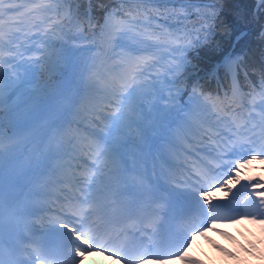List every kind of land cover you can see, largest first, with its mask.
I'll return each mask as SVG.
<instances>
[{"label": "snow or ice", "instance_id": "snow-or-ice-1", "mask_svg": "<svg viewBox=\"0 0 264 264\" xmlns=\"http://www.w3.org/2000/svg\"><path fill=\"white\" fill-rule=\"evenodd\" d=\"M59 2L60 0H56V3L52 4L40 0L34 11L47 13L58 9ZM64 2L66 3L67 0ZM128 2L129 0H121L122 5ZM168 2L170 0H135V8L123 13L113 11L105 18L99 29L97 54L91 57V64L85 62L82 70L81 82L86 84L87 89L96 93L95 103L81 108L77 106L83 105L85 98L66 96L61 121L54 122L49 129L52 132V141L57 147L71 146L66 148V152L72 153V159L76 158L75 153L83 152L92 162L83 167L79 175L73 173L75 181L73 187L79 195L73 193L71 196H65L67 204L61 207L64 219L53 221L54 224H58V228L50 227L48 229L50 235L47 239L33 240L24 248L20 247L26 239L21 221L23 210L13 207L12 202H9L6 208L3 200L5 134L0 132V264H80V260L93 251L103 252L114 259H119L121 264H148L149 259L165 264V260L169 258L179 256L183 259L196 235H203L204 231L208 230L210 221L223 218L219 215V210L230 206L213 205L209 192L202 186V182L211 179L210 173L215 171V166L209 161L195 172L192 191L181 194L189 201V206L177 213L179 218L185 221L175 232L174 243L178 245L177 251H163L164 248L171 246L166 232H162L167 224L163 219V216L167 215L166 212H162L164 205H160L161 212H157L155 218L149 220L148 226L152 231L146 237L149 242L147 245L144 244L143 239H135V234L118 226L114 218L117 211L115 196L110 202H106L108 201L106 177L119 180L108 163L117 151L113 147L115 141L112 138L126 126L127 121L132 120L133 114L144 110L145 102L150 101L152 97L167 99L171 103V107L164 109L153 103L148 104L150 108H155L161 113L152 125L151 130L156 135L150 145L160 153L161 157L169 146H174V138L178 132H183L184 128L196 124L199 131L215 145L214 148L209 149V155L213 152L221 153L215 157L219 160H223L227 154L236 158L230 162L229 172L226 173L229 179L224 181L221 190L233 179L239 183L240 169L251 164L257 157L264 158V108L258 114L259 120L256 123H252L254 118L251 113L246 118L234 114L226 119L221 115L226 109L235 113L237 107H245L238 87L237 77L240 71L238 60L230 58L226 66V71L232 78L231 97L227 92L224 94V99L218 94L216 96L211 93L206 94L198 84L192 87L190 93H185L188 100L183 103H180L182 99L180 88H175V94L169 90L167 97L162 95L163 88L160 86L183 82V76L190 67L186 55L189 49L200 44L202 40L207 41L211 38L214 31L213 24L219 15L217 5L220 0H210L202 8L197 9L198 20L193 25L194 40L193 32L176 36L159 27L149 30L152 28L151 21L156 18L158 12L153 6ZM259 6L264 8V0H259ZM15 11H18V7L13 0H0V72L6 62L3 59L5 41L7 39L10 43L12 38L11 31L6 33L4 30V17ZM68 23H71L70 17ZM47 31L45 30L46 35ZM52 32L55 34L54 28ZM80 39L88 38L81 36ZM129 40L134 46L128 44ZM44 43L48 47H54L49 40H45ZM93 46L95 47V43ZM117 48L127 50L116 53ZM86 50L92 51L91 48ZM97 59L105 62L106 69L103 74L96 70ZM108 61L111 63H107ZM22 83L23 78L19 76L15 79L9 78L7 85L9 99L16 94ZM3 91L4 85L0 84V105L4 102ZM260 94L264 96V89ZM234 105L236 107H233ZM82 111L88 115H82ZM106 112L109 114H105ZM81 120H86L90 125L85 129L87 135H80ZM105 121H110V124H106ZM92 125L97 126L99 131L91 127ZM244 156L250 158L243 159ZM67 166L71 167L70 164ZM232 171L237 173L234 177L231 175ZM141 186L144 187L143 181ZM257 186L264 187V185H253V187ZM163 190L167 191V189ZM228 191H231V188ZM257 195L264 197V192ZM141 198L165 200L164 197H156L154 190L149 187L144 188ZM250 203L254 202L250 201ZM261 203H264V200ZM205 204L209 205L207 210L204 209ZM230 210L236 211V209ZM65 212L68 214L65 215ZM247 214L246 211L245 215ZM260 214L264 215V212ZM201 216L203 218L199 219L198 217ZM129 235L134 238L128 239ZM150 248L156 251H152L149 255ZM20 253H23L24 259L21 258ZM192 264L197 262L193 261Z\"/></svg>", "mask_w": 264, "mask_h": 264}, {"label": "rangeland", "instance_id": "rangeland-1", "mask_svg": "<svg viewBox=\"0 0 264 264\" xmlns=\"http://www.w3.org/2000/svg\"><path fill=\"white\" fill-rule=\"evenodd\" d=\"M62 1L63 0H60V2ZM13 2L16 4L15 0H13ZM38 3H40V0H26L27 13L33 12L34 14L28 15L29 21L27 20V23L25 25L27 27L30 25L27 30L34 28V31H27L26 33H22L18 29H15L12 32V34H18L17 39H20L22 36L21 40H19V47L17 48L15 44H13V47H15L16 53L18 52L23 56L15 54V70L12 71L11 74L6 75V80L3 79L2 72H0V84L4 85L3 95H6L7 100L5 101V111H3L0 115L11 113L12 116L17 117L20 120H24V122H26V124L29 126V129L24 131L21 136L13 138L11 141L3 142V147L5 148L4 154L6 153L5 151L7 149H10L12 146H27V141H29V139H32V136H34L32 132H37L39 129H42L41 127L44 126V122L47 120V118H50V125L48 128L49 130L50 126L53 124V121L63 116L64 105L66 104L65 97L69 95L74 96V94L68 90H65L63 93L62 86L55 87V85V88H53L54 91L49 93V89L51 88L52 83L46 80V82L41 81L40 83V76L46 68L45 65L48 64V61L44 63L46 56L50 52H54V55L52 56L56 58L58 56V51L61 48L59 46H55V41L58 40L60 34L56 31L55 32L57 34L51 33L50 29L52 26V22L50 21L49 25H42L41 21L43 20V17L41 13L34 11ZM61 13L64 17H68V8L65 7ZM9 18V22L13 23L16 19V16H10ZM45 30H48L47 35L45 34ZM5 32L8 33L7 31ZM45 40L51 41L54 47H48V45L44 43ZM7 41L8 40L6 39V42ZM128 44L130 46H133V42L131 40L128 41ZM74 45H76V43H74ZM4 48L6 47L4 46ZM32 48L36 50V53L34 52L31 57L26 56V54L29 53ZM26 49L31 50L28 51ZM120 52H122L121 49H116V53ZM7 54L8 51L4 49V61H6ZM37 61H40V63H36ZM5 64L6 62L3 64V67ZM52 68L54 69V66ZM201 71L202 70L199 71L198 69H191L183 76L182 83L189 84L190 82L193 83L195 81H200L202 76H204L205 74V72ZM211 75V79H214L216 74L211 73ZM17 76L23 78L22 86L19 87L16 90V94L13 95L11 99H9V88L5 84L8 83L10 77L15 79ZM64 79L65 76L63 78V83H65ZM24 83H30V85L33 87H40V85L45 84L50 87L48 88V92H37L35 100L28 102L24 99L25 95L22 91ZM160 87L163 88L162 95L164 97H167L169 95L168 89H171V87L168 88L166 85ZM88 93L90 94L89 98L93 99L95 103L96 93ZM172 93L175 94V90H172ZM229 93V97H231V91ZM40 94H43L41 98L39 97ZM211 94L213 96H216L218 94L221 99L224 98V95H220L217 91H214ZM258 94L259 92H257L256 90L250 92L240 90V95L243 98V104L245 105V107H242L245 108V117H248V110H250V107L258 105L262 101V97L258 96ZM187 100L188 98L182 97L180 103L186 102ZM90 103H93V101L85 102V105L82 107H86ZM149 103L156 104L160 109L171 107V103L169 100L160 99L159 97H152L150 101H146L144 110L142 112L133 114L132 120L127 121L126 126L122 127L119 132L114 134L112 139L115 141L113 147L117 150L114 153L116 156L123 157L125 154L119 152H124L126 153V156H128L131 160L136 159L133 157L140 154L144 150L145 146H148L149 140H151L156 135L155 132L151 129L152 125L156 122L161 113H158L155 108H150L148 106ZM51 106H54V109H50ZM261 108H264V103H262L261 105L259 104L256 108L252 123L258 122V114L261 113ZM105 114L109 113L106 112ZM230 114L227 112L221 113V115L226 119L230 117ZM82 115L86 116L87 114L86 112L82 111ZM181 115H183V113H181ZM80 123V135H87L85 129L90 125H88L86 120H81ZM105 123L110 124V121H105ZM73 127L75 126L73 125ZM91 127H94L97 131H99V128L97 126L92 125ZM52 131H54V129ZM184 132H187L188 134L192 132L194 136L199 137V141H197L198 150L207 154L209 153V149L213 148L212 146L214 144L212 143V141L208 140L207 136H204L203 133L199 131L196 124H193V126H191L190 128H184ZM180 133L182 134V132ZM41 137L42 136H39V139L35 142V144L31 145V149L36 146ZM50 137H52V135ZM18 138H20L19 141H17ZM195 138L196 137H194V139ZM50 140H52V138H50ZM125 141L129 142L128 146L124 144ZM188 151H190V149H188ZM79 157L81 156L79 155ZM85 158L86 159H84V165L82 166L78 164V167H85L91 164V158L87 155L85 156ZM258 160H261L262 162H260L259 165H254ZM110 162L112 163V159L108 162L109 167H111ZM198 167L199 166H196L195 170L193 167H191V170L189 171L190 174L194 176L193 180L189 178L192 186L194 184L193 182H195V172L197 171ZM158 169L162 174L165 172L166 168L158 166ZM179 171L180 169L178 168L174 171V173H178ZM152 173L153 167L151 165L147 170L145 179ZM239 173L243 176L240 181H244L246 177L250 175L253 178V180L249 179L250 182H256V185H259L258 181L255 180V178H258L262 181L261 185H264V158L257 157V159L253 160L251 164L240 169ZM236 174L237 173L235 171L231 172V175L233 177ZM76 175H79V173L77 174L76 172ZM173 179L179 182H184V180L179 176H173ZM227 179H229L228 175L221 181L216 182L217 184H211L206 188V190L209 192L212 204H214L215 200L229 201V196L231 195L232 189L234 185L237 184V182L233 179L231 183L227 184L223 188V190H221V186ZM144 183L146 184V180ZM215 186L217 187L215 188ZM229 188H231V191H228ZM248 190L249 191L244 195L242 201L239 204V209L243 210L244 214L228 218L225 223L219 220L212 221V227H210V229L204 231L203 235H196L195 239L192 240L191 245L187 248V252L184 255L183 259L176 257L174 258L175 261L168 264H192L193 261L197 262V264H256L257 261L261 263L264 262V215L260 214V212H264V203H261V201L264 200V197L257 195V193L264 192V187H248ZM245 197H247V199H245ZM200 198L203 199V197ZM250 201L254 203H250ZM206 206L209 207V205L207 204ZM246 211L248 213L247 215H245ZM231 220L233 222H230ZM188 253H191V255ZM165 264H167V262H165Z\"/></svg>", "mask_w": 264, "mask_h": 264}, {"label": "trees", "instance_id": "trees-1", "mask_svg": "<svg viewBox=\"0 0 264 264\" xmlns=\"http://www.w3.org/2000/svg\"><path fill=\"white\" fill-rule=\"evenodd\" d=\"M209 2L210 0H176L163 5H154L153 7L158 9V12L156 18L151 21L152 28L149 30L152 31L159 27L176 36H182L185 32H193L194 40L193 25L198 20L197 9ZM67 5L70 8L71 23H68V19H62L59 13L57 20L58 25H66L67 44L70 46L73 45L71 42L76 43L75 40L81 36L88 39L92 37L93 34L86 25L89 13H91L95 29L99 31L106 14L113 11L127 12L136 6L135 2L130 1L122 5L121 0H68L60 4L58 11ZM217 10L219 15L213 24L214 31L211 38L207 41L202 40L186 54L190 61L187 72L191 69L206 72L216 66L225 54L232 51L243 57L239 77L244 80L248 77L256 85L261 83L264 89V35H262L264 34V8L259 6L258 0H220ZM244 31V35L236 40L237 36ZM70 61L71 58H65L60 64L63 74L69 70ZM220 77L225 88H228L229 75L221 71ZM200 82L211 89L215 86L216 80L202 77ZM242 86L248 87L244 84Z\"/></svg>", "mask_w": 264, "mask_h": 264}, {"label": "bare ground", "instance_id": "bare-ground-1", "mask_svg": "<svg viewBox=\"0 0 264 264\" xmlns=\"http://www.w3.org/2000/svg\"><path fill=\"white\" fill-rule=\"evenodd\" d=\"M49 119L50 118H47V120L44 122V126L41 127L42 129L38 130L41 132L40 134L43 136H45L47 134V132L49 131L48 130L49 125H50ZM28 129H29V126L25 122L20 120L19 118L13 117L12 115H8V114L0 115V132H3L5 134L4 140H8L9 137H12L15 134H17V136H20V134L24 130H28ZM40 134H38V135L41 136ZM35 140H37V138L33 139L32 141H35ZM173 149L174 148H172L168 152H171ZM28 150H29V147L26 145H24L23 147L16 145L12 151H8L4 155V159H3V200L5 202V205L9 201L16 199L18 196H20L23 193V189L26 186L28 187V184L30 183L31 180L35 179V178L33 179V175H35V177H36V174H37L36 168L39 165V161L38 160L35 161V160H36V158L40 157L43 149L38 147V149L36 151V155L34 156V158L32 160V162H34V161L35 162L31 165V167L28 170L21 169L20 166H22V164H21L20 160H22L24 157H26V153ZM176 155L177 154L175 153L174 156H176ZM168 157H169L168 164L175 166L177 164L176 163L177 160H175L173 158V156H171V155H169ZM57 164L58 165L60 164V160L58 161ZM121 165H122V163H120V161H116V169L111 168L112 171L118 177L120 174ZM111 167H113V165ZM141 170H142V167H140L138 172H140ZM239 176H240V179L243 177L242 174H240V173H239ZM157 178H159V176H157V174H155L154 179H152L153 183L157 182L156 181V180H158ZM115 180L116 179H109L107 177L105 179V183L108 184V187L109 188L112 187L111 190L108 189V191H107L108 201H106V202H110V200H111L110 194L113 196V193H115L117 190V186H116L117 180H116V182H115ZM114 182H115V184H114ZM162 183H163L162 184L163 186L166 184L165 187L171 193L172 197H175L177 194L182 193V190H178L176 188H173L170 185H168L167 183H165L164 181ZM49 189H52L53 193H54V191H56L55 186H53ZM49 189L47 190V192H49ZM183 193H190V191H185ZM197 198L202 200V198H200V197H197ZM169 205H171V204H168L167 207H169ZM204 207L208 208L206 206V204L204 205ZM162 232H164V230H162ZM188 254L191 255V253H188ZM181 262H183V261H181ZM80 264H121V261L107 259L105 257L103 258L102 256H99V255L88 254V255L84 256L82 260H80ZM152 264H158V263L154 262Z\"/></svg>", "mask_w": 264, "mask_h": 264}]
</instances>
